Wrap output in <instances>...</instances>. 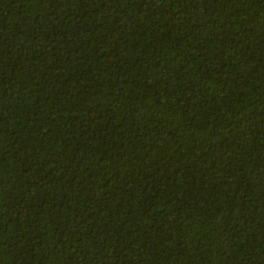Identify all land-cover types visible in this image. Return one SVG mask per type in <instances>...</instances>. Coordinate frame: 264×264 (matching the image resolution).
I'll use <instances>...</instances> for the list:
<instances>
[{
	"label": "trees",
	"instance_id": "obj_1",
	"mask_svg": "<svg viewBox=\"0 0 264 264\" xmlns=\"http://www.w3.org/2000/svg\"><path fill=\"white\" fill-rule=\"evenodd\" d=\"M0 264H264V0H0Z\"/></svg>",
	"mask_w": 264,
	"mask_h": 264
}]
</instances>
